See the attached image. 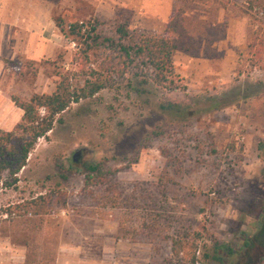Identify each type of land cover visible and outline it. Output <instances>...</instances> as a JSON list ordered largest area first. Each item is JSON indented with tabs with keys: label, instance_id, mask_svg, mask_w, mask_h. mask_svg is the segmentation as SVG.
Returning a JSON list of instances; mask_svg holds the SVG:
<instances>
[{
	"label": "rangeland",
	"instance_id": "obj_1",
	"mask_svg": "<svg viewBox=\"0 0 264 264\" xmlns=\"http://www.w3.org/2000/svg\"><path fill=\"white\" fill-rule=\"evenodd\" d=\"M34 1L64 25L109 20L125 10L130 27L155 36L179 9L177 88L142 87L130 77L55 116L15 183H0V264H18L13 251L3 249L8 245L24 248L23 264H167L169 246L155 251L157 242L145 240L141 211L130 217L121 209L95 207L83 186L85 165L129 189L169 178L163 206L173 211L165 214L173 217L170 226L194 240L195 264H256L259 258L264 264V153L257 150L264 143V56L248 50L252 33L264 31V0H118L117 8L111 0ZM162 1L167 15L156 12ZM33 19L42 22L41 15ZM47 35V50L40 54L4 47L10 56L0 60V92L6 98L48 95L59 74L74 69V44L55 27ZM142 194L131 196L141 206ZM39 196L42 214L30 206ZM128 218L135 240L116 239L117 221ZM214 245L232 254L219 252L221 262L213 261Z\"/></svg>",
	"mask_w": 264,
	"mask_h": 264
},
{
	"label": "trees",
	"instance_id": "obj_2",
	"mask_svg": "<svg viewBox=\"0 0 264 264\" xmlns=\"http://www.w3.org/2000/svg\"><path fill=\"white\" fill-rule=\"evenodd\" d=\"M47 1L56 3L59 0ZM175 1L181 5L196 2ZM182 17L178 9L166 24L163 33L157 36L130 27L131 18L125 10L115 13L109 20L92 18L84 24L74 22L64 25L62 19L53 20L58 33L74 44L75 51L70 61L74 69L59 74L54 90L48 95L33 94L27 101L10 97L11 103L22 112V115L20 122L12 130L8 132L0 130L1 185L9 186L15 183L14 176L24 167L27 155L36 140L45 137L51 130L55 116L65 111L70 104L91 98L105 88L127 83L130 77L136 79L142 87L151 84L166 90L176 89L173 57L182 34ZM258 33L255 31L250 36L248 50L251 56L263 57L264 31L260 35ZM197 140L193 139V143ZM257 150L264 153L263 142L257 143ZM84 171L83 186L89 189L87 195L95 207L121 209L130 217L141 211L139 228L148 234L145 240L157 242L153 246L155 251L163 244L169 246L170 256L167 264H195L194 240L183 228L179 231L170 226L174 221L173 217L165 214L166 211L167 213L173 211L163 206L166 202V187L171 184L168 182L169 178L166 181L160 179L155 185L134 183L129 189L107 179L97 166L85 165ZM8 181L11 183L8 184ZM150 186L156 190L150 192ZM136 192L144 193L142 195L145 197L141 198L144 199L142 206L131 197ZM42 200L43 198L39 196L33 205L30 204L31 207H35L38 214L45 212ZM151 200L150 204L148 201ZM130 219L124 222L117 221L116 239L135 240L131 226L133 220ZM151 234L153 238H149ZM246 244L245 242L244 245ZM222 251L227 256L232 254L230 249L214 245L209 259L221 262L219 252ZM262 262V258H259L256 264Z\"/></svg>",
	"mask_w": 264,
	"mask_h": 264
},
{
	"label": "crops",
	"instance_id": "obj_3",
	"mask_svg": "<svg viewBox=\"0 0 264 264\" xmlns=\"http://www.w3.org/2000/svg\"><path fill=\"white\" fill-rule=\"evenodd\" d=\"M103 2H107V0H103ZM110 3L112 8L119 7L118 0H111ZM166 5L168 4L164 1L159 6L156 5L158 7V10L156 9V12L159 13L158 15H167L168 6ZM39 15H41L42 22L38 24L37 20L33 19V17ZM49 15V12L47 10L42 11L34 0H0V60L1 58L6 59L10 56L4 52V47L6 50L7 48H11L9 51H12L14 47L19 46L25 54L31 53L33 55L46 51L47 33L55 27ZM166 24L165 22V27ZM45 30L48 32L43 35ZM2 71L3 64L0 61V78ZM21 115L22 112L14 107L5 94L3 95L0 92V130L4 132L12 130L20 122ZM3 249H6L9 254L13 251V256H11L14 257V261L18 262V264H23L25 250L21 245H17L14 248L8 245ZM67 249L68 247H61L59 251H66ZM69 249L75 253H80L79 248L71 247ZM61 255L59 259L64 261L67 256Z\"/></svg>",
	"mask_w": 264,
	"mask_h": 264
},
{
	"label": "water",
	"instance_id": "obj_4",
	"mask_svg": "<svg viewBox=\"0 0 264 264\" xmlns=\"http://www.w3.org/2000/svg\"><path fill=\"white\" fill-rule=\"evenodd\" d=\"M79 156V152L75 151L72 155H71V162L72 163H76L77 162V158Z\"/></svg>",
	"mask_w": 264,
	"mask_h": 264
},
{
	"label": "built area",
	"instance_id": "obj_5",
	"mask_svg": "<svg viewBox=\"0 0 264 264\" xmlns=\"http://www.w3.org/2000/svg\"><path fill=\"white\" fill-rule=\"evenodd\" d=\"M40 113H43L42 111H40Z\"/></svg>",
	"mask_w": 264,
	"mask_h": 264
}]
</instances>
